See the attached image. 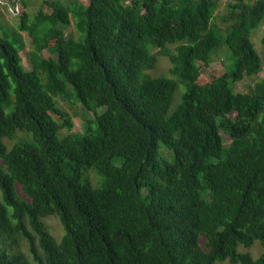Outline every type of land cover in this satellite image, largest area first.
<instances>
[{
  "label": "trees",
  "instance_id": "16d2710c",
  "mask_svg": "<svg viewBox=\"0 0 264 264\" xmlns=\"http://www.w3.org/2000/svg\"><path fill=\"white\" fill-rule=\"evenodd\" d=\"M219 2L43 0L17 27L0 17V264H264V78L235 90L263 68L264 0L229 1L224 27ZM222 45L226 70L200 83ZM157 53L179 79L147 72ZM57 97L94 112L83 131ZM256 240L257 258L240 250Z\"/></svg>",
  "mask_w": 264,
  "mask_h": 264
},
{
  "label": "rangeland",
  "instance_id": "374dc122",
  "mask_svg": "<svg viewBox=\"0 0 264 264\" xmlns=\"http://www.w3.org/2000/svg\"><path fill=\"white\" fill-rule=\"evenodd\" d=\"M23 1H24V3H21L22 13L24 11H26L31 16L35 15L37 13L38 9L40 8V6L43 5V3H42L43 0H23ZM55 1H62L64 3L69 2V0H55ZM81 1H83L84 3L88 2V0H81ZM229 1H234V0H220L219 7L216 11V14H217L216 15V22L221 27H224V24H225L224 22H222V18H221L222 16L221 15H223L227 12L226 5ZM7 4L8 3H6V0H0V9L2 11V14L0 17H2L3 21H5L9 25H11L12 27H17V25L20 22V17H19L20 15H14L11 12V10H8ZM44 8L46 11L51 10L46 5H44ZM71 30L74 31L73 34L76 37H78V33L75 30L74 26L69 27L68 32H70ZM263 34H264V21L259 25V27L257 29H255L253 31V34H252V40L254 42V45L257 48V50L260 53L262 60H263V68L259 74L255 75V76H247L243 80L236 82L235 83V90L238 92H248L250 90L251 86L254 85V83L257 80L264 78V45L262 44ZM23 38L25 40V47L22 51V57H23L24 65L26 66V68H30L31 67L30 51L33 49L32 39L27 33H23ZM170 47L173 50L175 49L174 45H170ZM226 48H227V46L225 47V45H222L213 53L212 62L208 66H204V68H203V74L200 76V79H199L200 83L210 82L216 76H218L219 74H221L222 72H224L226 70V66L230 63L229 55L232 54L231 50L229 49L230 52H228V50ZM158 51H159V49L155 48V47L151 49V52H153V53H156ZM43 55L48 56L49 51L44 50ZM157 55H158L157 66L155 68L149 69L147 72L153 76H158V75L167 76L168 75V76L174 77L175 79H179L178 76H173L172 73L170 72V68L172 66V63H171L169 57L164 56V55H160L159 53H157ZM178 84L180 85V87H179V90H178L177 95L175 97V102H177L179 100L180 94L186 88V86L182 82H180V83L178 82ZM181 88H183L184 90ZM57 100H58L59 104L63 108H65V110L72 116V118L75 122L74 131H83L85 120L87 119V117H93L94 112L89 111L81 103H79L77 100H75L71 97H68L66 99L61 98V97H57ZM71 100H73V101H71ZM10 110H11V106L7 109V111L9 112ZM101 111H102V109H99V112H101ZM18 132L19 133L17 134V138L20 139L24 136V132H20V131H18ZM62 133H67V131L63 130ZM226 138L227 139H226L225 143L227 144L230 140L228 137H226ZM15 141H16V138L15 139L5 138V143L9 147L12 146L15 143ZM162 147H164V145H162ZM167 152H168L167 150L163 151L164 154H167ZM91 175L94 178H96L97 173L95 171H91ZM18 192L21 194V196L26 198V195L23 193V191L21 189V185H18ZM44 221L49 226V229L52 232V234L55 235V237L58 240H61V238L64 234V228H63L62 223L60 222L59 216L50 215V216L45 217ZM21 248L30 257V254L28 251V244L25 240L22 241ZM240 250L241 251H249V252H251L253 257L257 258L261 254L263 247H262L260 240H256L251 247L240 246ZM217 264H235V263H231L229 260H225V261H218ZM238 264H241V263H238Z\"/></svg>",
  "mask_w": 264,
  "mask_h": 264
},
{
  "label": "clouds",
  "instance_id": "9594fccd",
  "mask_svg": "<svg viewBox=\"0 0 264 264\" xmlns=\"http://www.w3.org/2000/svg\"><path fill=\"white\" fill-rule=\"evenodd\" d=\"M6 3H7V2H6ZM17 3L19 4L20 9H21V3H23V1H22V0H14V1L12 0V2L9 1L8 4H7V8H8V10H10V7H11V6L16 5ZM11 12H12V11H11ZM12 13H13V12H12ZM21 13H22V11H21L19 14H14V13H13V14H14V15H20Z\"/></svg>",
  "mask_w": 264,
  "mask_h": 264
},
{
  "label": "built area",
  "instance_id": "2783aa9c",
  "mask_svg": "<svg viewBox=\"0 0 264 264\" xmlns=\"http://www.w3.org/2000/svg\"><path fill=\"white\" fill-rule=\"evenodd\" d=\"M10 10L14 13V14H19L21 12V9H20V6L19 4L17 3L16 5L14 6H11L10 7Z\"/></svg>",
  "mask_w": 264,
  "mask_h": 264
}]
</instances>
